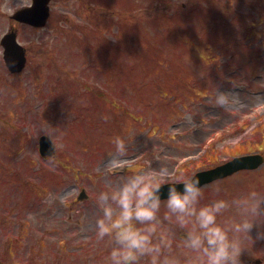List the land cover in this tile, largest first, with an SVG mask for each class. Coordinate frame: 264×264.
I'll use <instances>...</instances> for the list:
<instances>
[{"label":"rangeland","instance_id":"1","mask_svg":"<svg viewBox=\"0 0 264 264\" xmlns=\"http://www.w3.org/2000/svg\"><path fill=\"white\" fill-rule=\"evenodd\" d=\"M132 1L135 40L114 33L70 34L67 43L55 50L63 63H55L54 69L60 72L49 87L42 88L41 84L38 91L29 89L20 93L19 81L3 83L0 89V264H106L110 246L107 238L96 237V219L102 214L96 202L100 191L117 185L133 169L147 163L174 170L177 158L201 154L207 148L208 139L214 148L204 156L210 161L218 159L215 163L243 150L264 152V0H259L256 10L250 4L246 7L245 0H235L234 10L215 0ZM19 4L20 0L12 3ZM61 6L68 15L77 14V1L67 0L64 4L55 2L53 16L59 17ZM251 22L254 26L249 25ZM0 27L2 32L4 26L0 24ZM249 28L255 33L251 34ZM52 29V26L46 27L39 34L42 36ZM22 37H27L25 31ZM98 42L108 47L117 43L119 47L102 51ZM203 47L210 54L197 56L196 52ZM80 51H98L104 57L99 61L92 57L79 62ZM244 54L247 55L244 57ZM44 57L40 53L37 60L42 62ZM207 69L209 75L205 72ZM89 70L104 81L102 94L115 97L112 105L97 96L102 102L101 113L94 115L91 111L89 114L93 116H90L84 114L87 108H82V98L61 107L62 100L51 104L54 113L50 119L54 124L49 121L51 108L48 106L38 104L42 110L40 118L30 113L36 110V102L52 95V84L69 86L75 95L79 81L65 79L66 72L79 75ZM48 71L44 69L39 80H49ZM28 74L25 70L21 76L27 78ZM234 81L243 84H234ZM205 83L211 94L199 97L203 93L198 89ZM31 84L28 81L27 86ZM158 86H168L169 90L158 95ZM154 87L155 94L148 99ZM217 87L238 93L241 105L229 110L214 105L210 97ZM89 93L95 95L91 88ZM184 98L195 100L190 103ZM27 102H30L28 108ZM88 103L98 110L96 101ZM21 110H29L33 118L27 116L22 120L18 116ZM10 111L14 116L9 122ZM119 113L133 122L117 121ZM149 119L157 124L161 121V126L154 130V123H147ZM22 122L25 127L19 133L15 126L23 125ZM51 124L59 130L56 139L62 147L53 158L44 159L37 150L38 135L42 127ZM117 134L130 138L129 152L118 171L106 173L105 165L115 150L111 141ZM21 137L22 141L25 139L22 144ZM109 144H113L112 148L107 147ZM15 147L21 150L16 156L18 181L11 178L13 156L8 158L2 152ZM22 160L33 168L25 169L21 166ZM195 164L185 162L175 169L188 171ZM224 184H229L231 189L219 195H235L254 187L264 190V164L254 173L237 172ZM82 187L89 197L79 201L76 194ZM216 195L206 188L205 202ZM164 226L174 232L178 241L182 239L179 231L183 229L167 221ZM251 233L253 239L241 254L242 264H252L258 257L264 259V225L254 226Z\"/></svg>","mask_w":264,"mask_h":264},{"label":"clouds","instance_id":"2","mask_svg":"<svg viewBox=\"0 0 264 264\" xmlns=\"http://www.w3.org/2000/svg\"><path fill=\"white\" fill-rule=\"evenodd\" d=\"M210 99L224 110L242 103L238 93L218 87ZM40 133L53 141L51 155L55 156L62 147L56 139L58 128L51 124ZM111 142L115 150L105 165L106 173L119 170L131 143L119 134ZM179 182H183L182 188ZM166 183L168 194L162 197ZM211 188L217 195L205 202L197 172L147 163L133 169L117 185L100 191L96 202L102 214L96 219V237L107 238L110 246L106 264H242L241 254L253 239L251 230L264 225V190L254 187L235 195H219L228 192L220 180ZM164 221L184 230L181 240Z\"/></svg>","mask_w":264,"mask_h":264},{"label":"flooded vegetation","instance_id":"3","mask_svg":"<svg viewBox=\"0 0 264 264\" xmlns=\"http://www.w3.org/2000/svg\"><path fill=\"white\" fill-rule=\"evenodd\" d=\"M4 6H8L7 0H0V23L4 22V26L11 30L13 27L22 26V27H29V25H25V23L14 21L12 18H10V14H7V8ZM8 19V20H7ZM18 31V30H17ZM38 47V39L33 41L32 48L29 50V54L33 55L34 52L37 50Z\"/></svg>","mask_w":264,"mask_h":264},{"label":"water","instance_id":"4","mask_svg":"<svg viewBox=\"0 0 264 264\" xmlns=\"http://www.w3.org/2000/svg\"><path fill=\"white\" fill-rule=\"evenodd\" d=\"M36 2H37V5L36 6H38L37 8L39 10V16L38 17H39V19H42L43 16H44V6L43 5L46 2V0H36ZM37 15H38V12H37L36 16ZM19 16H21L22 18H25L26 13L22 12L21 15H19ZM247 159H248L247 157H241L240 159H237V160H234V161L230 162V164H233L234 165L235 163H241V162H243L242 166L245 165V166L252 167V166H257V164H259L261 162V159L259 157H254V158H252V161H253L254 164H251L252 165L251 166L246 161Z\"/></svg>","mask_w":264,"mask_h":264}]
</instances>
